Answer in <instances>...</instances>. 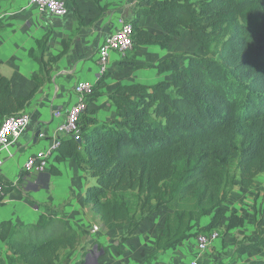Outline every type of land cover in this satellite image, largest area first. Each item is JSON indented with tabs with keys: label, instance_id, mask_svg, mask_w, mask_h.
<instances>
[{
	"label": "trees",
	"instance_id": "obj_1",
	"mask_svg": "<svg viewBox=\"0 0 264 264\" xmlns=\"http://www.w3.org/2000/svg\"><path fill=\"white\" fill-rule=\"evenodd\" d=\"M142 16H150L163 34L140 29ZM125 22L133 28L134 47L165 49L181 27L197 52L183 68L171 58L153 66L172 77L151 86L125 85L103 94L99 89L106 75L101 76L85 97L86 106L106 96L115 117L101 124L93 120L89 128L85 110L78 120L80 143L72 135H59L54 152L57 162L69 158L95 180L84 191L85 204L106 230L126 227L119 245L132 238L146 217L161 207L168 210L149 264L188 238L215 232L223 237L243 226L234 210L222 223V204L236 179L247 189L264 173V0H144ZM49 36L46 32L28 52L39 68L28 95L14 97L10 81L0 74V126L4 118L24 112L68 51L69 42L63 41L61 52L45 59ZM0 183V199L16 190ZM263 214L257 218L254 212L255 240H236L230 262L249 251H264ZM207 216L209 222L197 226ZM81 236L65 225L58 210L35 223L0 222V242L12 252L9 263L60 264ZM248 264H264V259Z\"/></svg>",
	"mask_w": 264,
	"mask_h": 264
},
{
	"label": "crops",
	"instance_id": "obj_2",
	"mask_svg": "<svg viewBox=\"0 0 264 264\" xmlns=\"http://www.w3.org/2000/svg\"><path fill=\"white\" fill-rule=\"evenodd\" d=\"M65 1L67 15L54 18L40 13L29 5L28 0H0V74L10 81L14 97L26 96L34 88L39 68L28 57V52L35 48V41L46 32L50 33L44 53L47 60L61 52L63 41L69 42L68 51L54 64L49 80L42 83L25 106L24 112L30 116L28 127L18 140L0 153L3 161L0 180L16 186L15 191L0 200V222L35 223L41 215L51 217L53 211L58 210L64 217L65 225L82 234L77 246L64 253L60 264H76L81 257L87 259L85 255L91 252L95 255L93 264H146L148 257L155 252L154 241L168 212L165 207L146 217L132 238L119 245L126 227L106 230L92 214L90 206L85 204L84 191L87 186L94 184V179L86 178L73 160L65 158L57 162L53 151L44 171H27L24 168L28 158L50 148V141L58 140L55 128L62 122L66 109L75 102L74 85L82 81L94 84L101 77L96 61L99 43L117 29L121 19L125 21L144 2L94 0L100 7L98 10L93 0ZM138 26L154 35L163 34L150 16L140 17ZM177 31V36L165 49L137 45L125 59L110 53L106 78L100 84L99 91L108 94L119 86H151L169 81L171 72H159L153 66L171 58L183 68L197 52V44L188 31L181 27ZM86 111L84 116L88 119L89 128L93 126V120L101 124L115 117V107L106 96L89 103ZM58 113L61 114L59 117L56 116ZM38 132L40 135L36 136ZM51 168L58 173L51 174ZM21 173L22 181L17 184ZM224 213L222 223L226 224L229 214L225 219V210ZM209 219V216L204 217L197 226L207 224ZM93 227L97 230L92 231ZM234 230L237 229L225 235L223 243L220 239L213 241L200 255L196 250V237L188 238L158 254L153 264H182L193 259H198L200 264H212L221 252L222 244L225 246L231 240L229 249L233 251L234 240L229 239V233ZM263 253L249 251L231 263L248 264L251 260L264 259ZM11 257L12 252L7 243L0 242V264H19L15 260L9 263ZM86 259L83 264H88Z\"/></svg>",
	"mask_w": 264,
	"mask_h": 264
},
{
	"label": "built area",
	"instance_id": "obj_3",
	"mask_svg": "<svg viewBox=\"0 0 264 264\" xmlns=\"http://www.w3.org/2000/svg\"><path fill=\"white\" fill-rule=\"evenodd\" d=\"M28 3L40 13L50 17L63 18L68 13L65 0H28ZM132 30L131 24L121 19L117 29L99 43L96 51V61L100 76H103L106 72L107 59L110 53H116L121 59H125L128 53L133 50ZM92 89L93 84L88 81L77 82L74 85L75 102L66 109L62 122L55 128V135L57 137L62 134H69L76 139L75 136L79 132L78 120L86 110L85 97L91 94ZM60 115V113L56 114L57 117ZM29 123L30 116L25 112L4 118L0 126V153L21 137ZM56 146L57 144L46 150L39 151L34 156L28 158L24 164L25 170L44 171L48 165V159ZM2 164L3 161L0 159V168ZM2 194L0 183V198ZM96 230L97 228L93 227L92 231ZM217 239H219L218 232L209 236H197L195 238L197 253L199 255L202 254ZM182 264H200V262L198 259H193Z\"/></svg>",
	"mask_w": 264,
	"mask_h": 264
},
{
	"label": "rangeland",
	"instance_id": "obj_4",
	"mask_svg": "<svg viewBox=\"0 0 264 264\" xmlns=\"http://www.w3.org/2000/svg\"><path fill=\"white\" fill-rule=\"evenodd\" d=\"M222 208L226 212L225 219L228 217V214L231 210H234L237 215L239 217H242L243 219V226L229 233V239L234 240V242L242 238L243 236H249L251 239H253L255 237V228L252 222L253 214L255 212L257 218H259L264 213V173L258 175L255 178L253 184L247 189L242 188L239 185L238 180L236 179L229 197L222 204ZM262 218L263 220L261 221V226L264 227V214ZM224 237L225 236H219L221 242L224 240ZM222 245L223 246L221 252L217 254V257L212 262V264H215L217 261H221L223 264H233L229 260L232 251V249H229L231 240L227 245ZM85 256H87L88 258L86 259L84 257H81V260L79 261L80 264H83L84 259H86L88 264H93V258L95 256L94 253H87ZM153 263L154 258L150 260L149 264Z\"/></svg>",
	"mask_w": 264,
	"mask_h": 264
},
{
	"label": "water",
	"instance_id": "obj_5",
	"mask_svg": "<svg viewBox=\"0 0 264 264\" xmlns=\"http://www.w3.org/2000/svg\"><path fill=\"white\" fill-rule=\"evenodd\" d=\"M40 135V132H38L37 134H36V136H39ZM76 141L78 142V143H80V133L78 132L77 134H76ZM50 145V147H52L53 145H56L57 144V140H54V141H50V143H49Z\"/></svg>",
	"mask_w": 264,
	"mask_h": 264
}]
</instances>
